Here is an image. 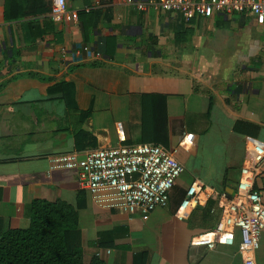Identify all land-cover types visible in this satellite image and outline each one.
<instances>
[{
    "label": "crops",
    "instance_id": "obj_1",
    "mask_svg": "<svg viewBox=\"0 0 264 264\" xmlns=\"http://www.w3.org/2000/svg\"><path fill=\"white\" fill-rule=\"evenodd\" d=\"M66 1L75 19L57 22L52 0H0V234L29 227L33 201L61 200L78 211L86 264H135L142 252L146 264H244L239 234L214 249L198 236L215 227L221 196L232 198L254 146L264 148V18L233 12L185 21L125 0ZM80 44L92 51L74 62ZM79 121L94 137L82 150ZM141 143L177 150L185 166L168 206L151 212L102 208L78 170L51 162ZM196 181L206 203L180 216ZM255 264H264V231Z\"/></svg>",
    "mask_w": 264,
    "mask_h": 264
},
{
    "label": "built area",
    "instance_id": "obj_2",
    "mask_svg": "<svg viewBox=\"0 0 264 264\" xmlns=\"http://www.w3.org/2000/svg\"><path fill=\"white\" fill-rule=\"evenodd\" d=\"M139 10L148 7L156 11L178 12L185 21L209 18L216 13H253L264 18V0H125ZM52 18L72 21L75 12L68 9L66 0H52ZM62 51L66 53V49ZM88 44L73 50L74 62L84 61L83 53H91ZM100 55V52H96ZM177 150H168L156 143L118 145L91 148L84 153L72 152L51 158L55 168L79 171L80 184L91 193L102 208L131 212L139 209L151 212L166 207L170 191L184 173V164L176 157ZM263 179L257 186L256 180ZM207 188L196 181L186 192L180 206V216H186L198 205ZM221 216L212 231L198 236V242L208 249L218 244H232L240 236L239 254L244 264H255L264 231V148L254 146V154L243 163L232 198L221 196ZM187 212V213H186Z\"/></svg>",
    "mask_w": 264,
    "mask_h": 264
},
{
    "label": "trees",
    "instance_id": "obj_3",
    "mask_svg": "<svg viewBox=\"0 0 264 264\" xmlns=\"http://www.w3.org/2000/svg\"><path fill=\"white\" fill-rule=\"evenodd\" d=\"M6 16L19 17L10 13ZM67 97L71 108L77 111L73 93ZM79 122L75 139L78 149L82 150L94 137L84 128V122ZM211 204L210 200L207 209L210 210ZM29 215V227L8 229L0 234V264H86L80 244L78 211L72 204L61 200H35L30 205ZM146 259L147 254L142 252L135 255L134 261L135 264H146ZM90 264L106 263L94 257Z\"/></svg>",
    "mask_w": 264,
    "mask_h": 264
},
{
    "label": "water",
    "instance_id": "obj_4",
    "mask_svg": "<svg viewBox=\"0 0 264 264\" xmlns=\"http://www.w3.org/2000/svg\"><path fill=\"white\" fill-rule=\"evenodd\" d=\"M232 197V196H231Z\"/></svg>",
    "mask_w": 264,
    "mask_h": 264
}]
</instances>
